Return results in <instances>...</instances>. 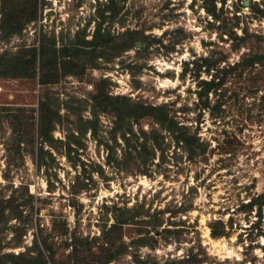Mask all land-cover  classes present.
Segmentation results:
<instances>
[{
	"label": "rangeland",
	"instance_id": "obj_1",
	"mask_svg": "<svg viewBox=\"0 0 264 264\" xmlns=\"http://www.w3.org/2000/svg\"><path fill=\"white\" fill-rule=\"evenodd\" d=\"M204 3L0 0V53L48 43L32 76H0V190L31 194L19 220L0 223V253L23 251L40 234L56 264H103L102 230L136 215L111 231L125 250L105 264H264V199L260 210L241 206L264 192V0H214L215 17ZM97 26L108 39L98 57L63 55ZM221 76L199 97L201 81ZM117 96L165 103L199 147L189 154L165 135L140 172L110 131ZM42 120L52 141L38 165ZM211 227L224 235L211 237ZM140 236L145 244L132 243Z\"/></svg>",
	"mask_w": 264,
	"mask_h": 264
},
{
	"label": "trees",
	"instance_id": "obj_2",
	"mask_svg": "<svg viewBox=\"0 0 264 264\" xmlns=\"http://www.w3.org/2000/svg\"><path fill=\"white\" fill-rule=\"evenodd\" d=\"M207 4H205V11L212 17L216 16V10L214 8V0H204ZM210 4V6H208ZM100 27L97 26L94 35L92 36V40H84V39H76L69 46H64L62 48L63 55L65 56L66 52H70L68 56L72 58L78 57L81 53V56H85L84 54L90 52L93 53L94 49L97 47L105 46L108 39H104L105 34L100 33ZM48 44V43H47ZM43 43L42 46H39L36 49L35 46L22 47L18 50L17 56L16 53L13 57H5L4 52L0 53V76L1 77H28L32 76L34 73V64L36 62V55L38 54L40 58H43L45 53H47V45ZM105 44V45H104ZM91 46L89 51L83 50L86 47ZM127 45L123 46L126 47ZM122 48V49H123ZM117 50V49H116ZM121 50V49H120ZM80 52V54L78 53ZM119 51V50H118ZM98 53H93L91 55L92 58L98 57ZM90 59V56H89ZM205 60V58H203ZM47 59L40 62V66H44ZM50 60H48L49 62ZM251 61V60H250ZM256 62V61H254ZM188 62H184V67L182 71H185V66ZM194 64V61H192ZM249 63H253V60ZM72 65V64H71ZM68 65L67 67H70ZM78 65V64H77ZM77 65H73L76 67ZM195 73L197 70L194 71ZM197 74V73H196ZM217 78V77H216ZM45 82V81H44ZM203 84L201 94L199 93V97L203 95L207 97V93L209 90L215 91L219 87H221L223 83V77L221 76L216 81L212 78V80L201 81ZM119 102V106H113V114H114V122L113 126L110 128L111 132L119 133L120 138L124 141L125 148L122 150V156L127 159L139 160L138 167L139 171L143 173L148 169L146 161L148 158H152L154 155V151L158 149L159 151L164 150L162 145V141L166 137L165 135H169L172 137L174 144L176 146L181 145V147L185 148L189 151V154L194 151V148L199 147L197 143V137L194 133H189L185 127L179 124L178 121L175 120L174 116L169 114V107L165 103L161 104H151L144 103L142 101H127L124 96H117L115 98ZM199 99V98H198ZM201 106L207 107L208 103L206 100L201 101ZM147 119L150 121V128L147 130L142 127L141 120ZM51 121H43L40 123V128L37 130L36 134L40 138L39 146L37 148V164H43V156L45 154L49 155V152L43 148V143H49L52 141L50 136V128L49 123ZM86 123L91 125V122L86 120ZM138 125V131H133L131 125ZM91 130V134L95 136V128L94 126H89ZM164 132V133H162ZM115 139V135L113 136ZM66 147V154L70 152V143L69 137L67 141L64 143ZM107 149L106 153V163L109 162V154L111 151V147H107V144H102ZM129 151V153L127 152ZM132 152L134 156H132ZM145 153L148 156H145ZM193 154V153H192ZM126 159V160H127ZM12 191H16V189H12ZM26 198L22 197H14L13 193L5 197V195L0 190V223L5 224L8 218H16L20 219L22 214L23 205L26 204L27 198L31 197V194L27 193L25 188ZM20 199V200H18ZM264 199V192H261L255 197H251L246 203L242 204L243 208L246 210H251L254 205H257V209L260 210V205L262 204V200ZM134 216L130 215L129 218L123 217L122 215H118V217H114L115 220L109 224V226L102 230L103 239L102 243L105 246H102L103 259L102 263L105 264L109 262L112 258H114L117 254L123 253L125 250V245H121L120 247H116L114 245V237L111 235V231L115 228L119 227L122 224L128 223L129 219L133 220ZM214 223H221L219 220H216ZM154 225H159L158 222H155ZM224 229L218 230L215 228H210V235L213 238H217L223 234ZM39 238L33 237L30 246H27L25 250L13 253V252H5L0 253V264H46L45 257L52 261L53 264H56L54 260L55 250L48 243L44 237L38 235ZM142 238H138L133 240L132 243H136V245H141L146 243L145 236H140ZM17 245V243L15 244ZM74 252V250H73ZM46 253V256H45Z\"/></svg>",
	"mask_w": 264,
	"mask_h": 264
}]
</instances>
